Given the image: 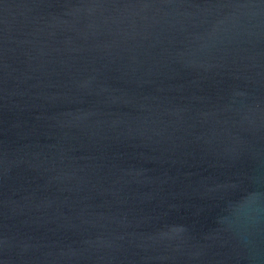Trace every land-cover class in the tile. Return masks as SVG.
<instances>
[{"label": "water", "instance_id": "95a60500", "mask_svg": "<svg viewBox=\"0 0 264 264\" xmlns=\"http://www.w3.org/2000/svg\"><path fill=\"white\" fill-rule=\"evenodd\" d=\"M0 264H264V0H0Z\"/></svg>", "mask_w": 264, "mask_h": 264}]
</instances>
